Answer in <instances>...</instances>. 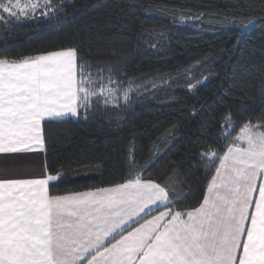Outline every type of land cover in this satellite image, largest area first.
Returning a JSON list of instances; mask_svg holds the SVG:
<instances>
[{
    "label": "trees",
    "instance_id": "trees-1",
    "mask_svg": "<svg viewBox=\"0 0 264 264\" xmlns=\"http://www.w3.org/2000/svg\"><path fill=\"white\" fill-rule=\"evenodd\" d=\"M52 3L0 24V57L72 47L93 76L103 69L134 89L127 105L95 103L87 118L45 127L47 173H63L57 193L126 182L132 160L133 175L176 189L178 208L198 206L214 171L201 153L232 142L225 115L233 136L264 123V0Z\"/></svg>",
    "mask_w": 264,
    "mask_h": 264
},
{
    "label": "snow or ice",
    "instance_id": "snow-or-ice-1",
    "mask_svg": "<svg viewBox=\"0 0 264 264\" xmlns=\"http://www.w3.org/2000/svg\"><path fill=\"white\" fill-rule=\"evenodd\" d=\"M42 8L55 11L52 0H0V24ZM103 72L93 77L72 47L0 57V155L44 151L46 126L87 118L94 103L127 105L131 81L114 88ZM223 123L232 142L201 153L214 174L188 209L175 188L133 175L132 160L126 182L66 194L56 191L63 173L46 167L41 178H0V264H264V123L234 136L230 114Z\"/></svg>",
    "mask_w": 264,
    "mask_h": 264
},
{
    "label": "crops",
    "instance_id": "crops-1",
    "mask_svg": "<svg viewBox=\"0 0 264 264\" xmlns=\"http://www.w3.org/2000/svg\"><path fill=\"white\" fill-rule=\"evenodd\" d=\"M45 167V144L44 151L0 155V178H41Z\"/></svg>",
    "mask_w": 264,
    "mask_h": 264
},
{
    "label": "rangeland",
    "instance_id": "rangeland-1",
    "mask_svg": "<svg viewBox=\"0 0 264 264\" xmlns=\"http://www.w3.org/2000/svg\"><path fill=\"white\" fill-rule=\"evenodd\" d=\"M21 2L22 3H24L25 2V0H21ZM44 12H49V10L48 9H46V8H42V9H38L37 11H36V14H35V16L36 15H39V14H42V13H44ZM4 15H7V14H4ZM27 16H25V15H21V18L20 19H23V18H26ZM19 19V20H20ZM96 75H94L93 77H95ZM105 86H107V82H106V79L102 82ZM112 87H117L116 85L114 86V85H112ZM120 89H122V88H120ZM123 90V89H122ZM121 95H122V93H121ZM94 100H95V98H94ZM120 102H123V100L121 99L120 101H119V103ZM95 104V103H94ZM100 104H102V105H104L102 102L100 103ZM109 106H112V105H109ZM91 109V108H90Z\"/></svg>",
    "mask_w": 264,
    "mask_h": 264
}]
</instances>
